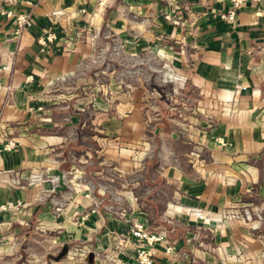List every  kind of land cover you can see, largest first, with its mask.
Instances as JSON below:
<instances>
[{
	"label": "crops",
	"instance_id": "obj_1",
	"mask_svg": "<svg viewBox=\"0 0 264 264\" xmlns=\"http://www.w3.org/2000/svg\"><path fill=\"white\" fill-rule=\"evenodd\" d=\"M231 7L0 0V204H24L0 210V264H88L77 248L138 264V222L167 228L173 250L157 244L156 264H264V220L221 218L264 206V0L234 22L220 16ZM21 12L34 24L17 36ZM154 186L167 199L157 221Z\"/></svg>",
	"mask_w": 264,
	"mask_h": 264
},
{
	"label": "built area",
	"instance_id": "obj_2",
	"mask_svg": "<svg viewBox=\"0 0 264 264\" xmlns=\"http://www.w3.org/2000/svg\"><path fill=\"white\" fill-rule=\"evenodd\" d=\"M148 1V0H147ZM246 0H232V7L227 12H222L220 16L229 21L234 22L236 20L237 9L242 5V3ZM167 20L172 21L175 24H180V20L173 16L170 13L165 15ZM34 24V19L31 17L29 13H18L17 15V29L16 33L19 36L24 29L31 27ZM56 32L54 30L48 31L44 36L40 38L41 44L47 46L49 43H52L56 39ZM116 52H118L116 50ZM3 83L0 80V88L2 87ZM15 146V140H10L6 143L5 148L11 149ZM24 206L23 202L18 200L17 202L8 201L3 204H0V210L3 211H11V210H20ZM192 214L200 219H203L205 222H212L213 217L204 212L201 208H192ZM252 217L257 218L258 223L254 224L253 226H259L260 221L264 220V206L258 208H252L251 211L242 212V210L238 209L236 211L225 212L222 214V219H250ZM130 237H134L138 242V249L135 255V260L138 264H156L155 262V249L156 245L160 243L167 244L166 250L172 251L173 246L168 244V235L166 231L162 230H150L147 229L143 223L138 222L132 228L130 233H128ZM88 253L86 248H77L75 250L74 257L79 256L80 258H84ZM118 264H129L125 261H118Z\"/></svg>",
	"mask_w": 264,
	"mask_h": 264
},
{
	"label": "rangeland",
	"instance_id": "obj_3",
	"mask_svg": "<svg viewBox=\"0 0 264 264\" xmlns=\"http://www.w3.org/2000/svg\"><path fill=\"white\" fill-rule=\"evenodd\" d=\"M155 69V68H154ZM134 75H138V76H141V77H143V78H146L147 76H148V73L145 71V70H139L138 72H136V73H133ZM163 74H165L166 75V72H165V70H156L155 71V79H156V81L157 82H160V80L159 79H161L162 78V75ZM124 85V84H123ZM160 91H162V89L166 92V94H169V95H171V96H178L179 97V95H175V94H173V91L169 88H158ZM108 95V94H107ZM171 100H173V99H171ZM174 102V101H173ZM107 103L109 104L110 102H109V99L107 100ZM174 104H179V103H175L174 102ZM153 124V121H152V119H148L147 120V123H146V125L150 128V125H152ZM111 173H113V171H111V170H109L108 171V174H111ZM152 183V182H151ZM154 183H152V184H148V185H153ZM107 189L108 190H112V188L115 186V184L113 183V182H108L107 184ZM150 186V187H151ZM143 187V186H142ZM155 187V186H154ZM114 189V188H113ZM155 190H157L156 191V194H155V199H154V201H155V206H154V209H153V205H152V210H153V212H154V214H153V218H154V220L155 221H157V220H159V218H160V212H162V210H163V208H164V204L166 205V201H167V199L165 198L166 196L165 195H163V192H162V190H160L157 186L155 187ZM143 191V190H142ZM166 208V207H165ZM253 218V217H252ZM255 219V218H254ZM253 220V219H252ZM263 221V220H262ZM160 223H162V220H161V222ZM261 225H262V223L261 224H259V226H256V227H254L253 225H252V228L253 229H260L261 228ZM167 229V228H166ZM166 229H164V228H162L161 230L162 231H166V232H168ZM77 257H79V256H77Z\"/></svg>",
	"mask_w": 264,
	"mask_h": 264
},
{
	"label": "water",
	"instance_id": "obj_4",
	"mask_svg": "<svg viewBox=\"0 0 264 264\" xmlns=\"http://www.w3.org/2000/svg\"><path fill=\"white\" fill-rule=\"evenodd\" d=\"M56 175L58 176L59 181H58V184L55 188V194L58 195L62 191H65L67 189V184H66V180H65V175L62 171H57ZM68 250H69L68 246H63L61 251L57 255H53L52 257L55 260H60L68 254ZM85 260L88 264H95L96 263L95 252L89 251L87 253V255L85 256Z\"/></svg>",
	"mask_w": 264,
	"mask_h": 264
},
{
	"label": "trees",
	"instance_id": "obj_5",
	"mask_svg": "<svg viewBox=\"0 0 264 264\" xmlns=\"http://www.w3.org/2000/svg\"><path fill=\"white\" fill-rule=\"evenodd\" d=\"M154 163H155V161H154Z\"/></svg>",
	"mask_w": 264,
	"mask_h": 264
}]
</instances>
